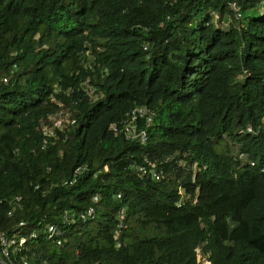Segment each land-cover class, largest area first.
I'll use <instances>...</instances> for the list:
<instances>
[{
	"label": "trees",
	"instance_id": "1",
	"mask_svg": "<svg viewBox=\"0 0 264 264\" xmlns=\"http://www.w3.org/2000/svg\"><path fill=\"white\" fill-rule=\"evenodd\" d=\"M263 1L0 0V264H264Z\"/></svg>",
	"mask_w": 264,
	"mask_h": 264
},
{
	"label": "built area",
	"instance_id": "2",
	"mask_svg": "<svg viewBox=\"0 0 264 264\" xmlns=\"http://www.w3.org/2000/svg\"><path fill=\"white\" fill-rule=\"evenodd\" d=\"M5 80V79H4ZM152 118V113L148 109L147 106H138L135 107L131 112H129L126 116L125 122L123 126L121 127V132L124 134L126 138H132V139H139L141 142L146 141L147 137V131L146 127L149 126ZM50 126H46L44 129L45 131L52 135L54 133L55 129H61L64 126L70 125L74 123V119L71 118L70 113L66 110H60L56 114H54L50 118ZM140 121H143L142 125ZM114 131L117 130L115 126L112 127ZM150 172L152 173V176L156 179L160 178L161 172L157 171L154 168V165L150 164ZM138 171L141 175H145L147 173V169L140 165L138 167ZM117 197H120L118 195ZM20 197H16V201H19ZM93 202H97L98 197L95 195L92 198ZM94 214L93 207H89L85 212L80 214V218L82 220H85L86 218L92 216ZM125 212L124 208H121L117 213V219L119 221V226L122 227V221L124 219ZM63 221L69 222L71 219V214L68 211H65L63 214ZM19 225H22V222L19 223ZM46 232L48 233L49 238H54L56 244L60 245L64 242V239L62 238V229L57 224H48L46 225ZM36 232H31L30 237H35ZM26 237L23 235H20L18 233H14L11 236L7 237L3 233H0V253L1 255L8 257V248L10 246L15 247L17 250H20L22 247V244L25 242ZM22 264H27L26 260H23ZM200 264H210V261L207 259L202 260Z\"/></svg>",
	"mask_w": 264,
	"mask_h": 264
},
{
	"label": "rangeland",
	"instance_id": "3",
	"mask_svg": "<svg viewBox=\"0 0 264 264\" xmlns=\"http://www.w3.org/2000/svg\"><path fill=\"white\" fill-rule=\"evenodd\" d=\"M263 6H264V1H263Z\"/></svg>",
	"mask_w": 264,
	"mask_h": 264
}]
</instances>
